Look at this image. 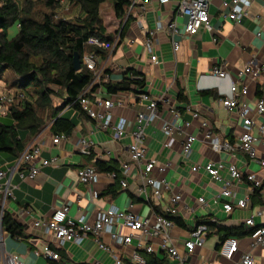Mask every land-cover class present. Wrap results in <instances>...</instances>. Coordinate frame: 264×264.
<instances>
[{
  "label": "crops",
  "instance_id": "obj_1",
  "mask_svg": "<svg viewBox=\"0 0 264 264\" xmlns=\"http://www.w3.org/2000/svg\"><path fill=\"white\" fill-rule=\"evenodd\" d=\"M208 1L211 30H201L183 40L175 54L166 33L158 32L155 47L157 64L151 63L149 54L144 50L143 41L157 20L166 24L174 16L176 0L163 6H159L156 0H140L131 12H127L131 13V17L122 39L119 37L120 31L116 33L120 45L112 52H107L104 57L99 56V70L103 71L104 76L101 77V82H96L99 84L95 93L106 100L121 99L122 105L113 110L114 121L123 118L130 124V129L136 114L145 111L146 103H140L133 91L107 94L104 84L121 82L123 73L130 69L144 77L143 92L157 102L158 117L146 128L142 145L146 149L147 160L169 165L164 168V172L152 173V177L156 179H165L169 189L162 192L157 200L152 197L149 201L144 200L137 192L139 178L135 169H131L126 178V188H120L118 180L112 174H100L98 183L90 187L80 184L77 181V170L92 165L97 160L115 162L120 177L121 164L129 160L127 148L131 139L126 135L116 140L111 130H101L97 122L67 107L59 114H64L75 125L67 140L59 144L52 143L50 122L44 123L34 134L25 131L20 133L24 150L41 145L40 159L50 161L57 158V164L40 167L34 179H13L12 183L17 188L13 191V198L5 202L4 210L21 226L22 236L11 237L2 230L0 223V264H4L8 254H18L25 264H50L37 253L45 245L52 244L51 236L35 228L33 223L48 218L54 210L62 206H68V218L83 216L88 224H92L98 214L110 206L145 219L155 214L154 207L160 211L170 207L173 195L181 197L177 217L185 224V228L175 225L172 230L173 244L178 254L185 258V264H234L240 254L245 252L252 253L254 264H264V248L251 250L249 237L237 239L239 252L232 262L219 256L218 246L220 247L221 242L212 232H208L202 247H195L192 253L187 254L184 247L189 231L204 218H209L221 226L242 227L245 230L244 221L250 217L253 218L255 226L264 225V192L252 193L245 182L235 186L233 203L248 198V206L246 209L234 207L230 213H225L222 201L217 199L221 185L213 181L203 169L191 171L194 166L202 167L207 163L221 162L224 169L220 174L223 177H227L225 167L230 163H234L243 173L264 176V171L240 151L213 152L204 138L202 128V124L207 123L208 129L221 142L231 146L239 143L241 121L234 113L224 109L218 99L229 96L231 84L240 88L242 81L238 74L245 67L260 70L258 77L248 79V105L253 108L256 100L264 99V11L260 9L262 0H254L248 14L239 23L229 21L225 17L227 10L221 8L222 2L230 0ZM141 5L145 8L144 11L140 10ZM127 18V15L123 18L121 26ZM138 20L140 26L137 24ZM115 21L118 27L119 20ZM184 23L183 18L177 20L179 28ZM104 26L107 34L115 35L114 25L107 27L104 22ZM9 31L10 29L6 31L7 38ZM217 66H223L226 77L217 78L211 75V70ZM180 93L185 98L184 102L178 101ZM175 114L178 116L180 129L167 138L161 131V126L163 122L171 121ZM5 115L0 114L2 117ZM254 119L256 122L263 120L257 116ZM188 135L195 136L196 140L192 144L189 159H183L181 148ZM253 136L257 139V149L261 151L262 141L256 129L253 130ZM80 139L92 142L89 154L78 152L76 144ZM15 159L10 154L0 152V169ZM112 187H118L117 194L114 197H102L103 192ZM94 194L97 195L95 199ZM199 198H204L206 203L200 204ZM113 230L119 234L129 233L120 224ZM100 242L112 247L125 264L129 263L130 254L136 251V239L128 246H121L113 243L107 234H103ZM58 250L67 257V264H115L110 253L101 251L92 237L85 238L79 245L65 243L62 247H56V252ZM141 251L137 250V253L143 259ZM157 255L162 256L160 253ZM163 256L167 264H179L177 260L165 254Z\"/></svg>",
  "mask_w": 264,
  "mask_h": 264
},
{
  "label": "built area",
  "instance_id": "obj_2",
  "mask_svg": "<svg viewBox=\"0 0 264 264\" xmlns=\"http://www.w3.org/2000/svg\"><path fill=\"white\" fill-rule=\"evenodd\" d=\"M156 1L159 6L168 5L171 2V0ZM61 2H67L68 4L69 0H61ZM139 2L140 0H131L129 12ZM252 2L254 0H230L229 2H222L221 8L227 10L225 17L229 21L239 23L248 14ZM208 9V0H176L174 16L166 24L161 20H157L153 29L149 30L144 38L143 47L145 52L149 54L151 63L157 64L155 47L157 45L156 35L158 32L166 33L171 43L172 52L175 54L180 49L183 40L196 35L201 30H211ZM260 9L264 11V0L260 4ZM140 10L144 11L145 8L141 5ZM181 18L185 19V23L182 28H179L177 20ZM137 24L140 26L139 20ZM118 41L119 37L117 36L112 44L96 37H91L88 39L87 45L112 52ZM130 43H133V41ZM99 62L100 57L94 53L84 54L80 62L88 71L92 72L95 82L104 76L103 71L99 70ZM211 75L217 78H224L227 73L223 66H217L211 70ZM238 75L240 81H242L240 88L236 84H231L229 96L219 98L218 102L228 112L234 113L241 121L242 133L239 136V143L236 146H231L226 142H221L208 129L207 123L202 124L204 138L208 141L213 152L232 153L240 151L264 171V99L256 100L253 108L246 101L249 96L248 79L251 77L250 79L253 80L258 77L260 70H253L252 67L248 66L240 71ZM129 80L140 82L144 81V77L141 75H130ZM86 91L81 94L80 103L87 117L97 122L101 130H111L116 140H120L126 135H129L131 139L127 148L129 160L126 163H122L120 167L123 177L119 182L120 187H127L126 178L130 175L131 169H135L138 171L139 178L138 194L146 201H149L151 197L156 200L159 199L162 192L169 189L168 183L165 179L152 177V173L154 171L164 172V168L169 165L157 164L154 160H147L145 157L146 149L142 145L146 128L158 117L157 102L151 100L145 92L139 91L136 93V99L140 103L145 102L146 105L145 111H140L136 114L133 127L130 129V124L125 119L118 118L114 121L113 110L122 105L121 99L106 100L96 93H93L91 97H85ZM5 92L0 93V114H5L6 106L14 99V94L9 91ZM256 116L263 118L262 122H256L254 119ZM179 129L180 125L176 114L171 121L163 122L161 126V131L167 138L171 137ZM254 129L257 130L260 135L259 139L262 141L261 151L256 147L255 142L257 139L253 136ZM67 139L68 137L64 134L53 136L52 143L59 144ZM195 140L196 137L192 135H188L185 138L181 148L183 159H189L192 153V144ZM92 145V142L80 139L76 144V148L80 154L87 155ZM41 151V145L31 146L21 152L12 163L0 169V218L4 212L5 202L13 198V191L17 188L12 183L15 177H18L20 181L31 180L38 175L40 167L57 164V158H52L50 161L41 160ZM37 162L38 164H36ZM199 169H203L213 181L221 185L217 199L222 201L225 213H230L234 207L246 209L248 206V198L240 199L233 203V189L235 186L245 182L249 185L248 188L252 193L264 192V176L260 177L254 173H243L234 163H230L225 167L227 177H223L220 174L224 169L221 162L207 163L202 167L194 166L191 171L196 172ZM76 175L77 181L88 187L98 183L100 178V174L93 167L79 168ZM96 197L97 195L94 194L93 198L95 199ZM180 200V195H173L170 199V207L162 212L171 216L177 215ZM198 202L202 205L206 203L204 198H199ZM67 213L68 206L65 205L54 210L48 218L33 223L35 228L51 236L52 244L45 245L42 251L37 253L48 262L59 259L56 247H62L69 242L79 245L85 238L92 237L101 251L110 253L115 264H125L112 247L105 246L100 242V237L103 234H107L113 243L121 246H128L136 239V251L130 254V264H144V260L139 256L137 250H142L147 254L163 253L177 260L179 264H185V258L178 254L173 244L172 230L175 228V223L165 218L163 214H153L151 218L140 219L137 215L120 210L115 206H110L101 211L92 224H88L83 216L68 218ZM119 224L123 230L129 231L127 235L114 232L113 229ZM244 227L247 230H252L249 235L251 250L264 248V225L255 226L253 218L250 217L244 221ZM208 232L209 230L205 225H199L190 230L184 243L186 253H192L195 247H202ZM238 252L239 248L235 238L226 239L220 244L218 251L219 256L229 262L234 260ZM4 264L25 263L18 254H8ZM234 264H254L252 253L245 252L240 254Z\"/></svg>",
  "mask_w": 264,
  "mask_h": 264
},
{
  "label": "trees",
  "instance_id": "obj_3",
  "mask_svg": "<svg viewBox=\"0 0 264 264\" xmlns=\"http://www.w3.org/2000/svg\"><path fill=\"white\" fill-rule=\"evenodd\" d=\"M104 1L69 0V6L79 7L80 15L78 14L73 22H66L54 20L53 10L61 7V0H0V76L5 70H11L19 78L17 92L13 93L14 99L6 106L5 111V117H9L12 123L0 122V152L10 154L15 159L24 151L25 146L20 133L25 131L34 134L47 123L46 117L37 115L38 111L49 113V132L52 136L64 134L69 137L74 130L75 125L71 119L64 117V114L59 115L65 108L71 107L87 117L80 103V96L87 90L85 97H91L99 83L94 81L92 72L82 63L79 71L73 70V56L77 54L80 62L82 56L87 53L104 57L108 51L87 45L88 39L96 37L112 44L119 31V37L122 39L128 19L131 17V13L127 14L131 0H109L113 16L119 20L120 25L115 30V35L107 34L100 14ZM39 2L43 4L44 9L50 11L40 10V14L44 13L40 19L35 17L37 12H34V6ZM126 15L128 18L121 26ZM15 24L18 25L17 34L14 38L8 39L6 31ZM119 45L120 40L115 49ZM130 75L139 74L131 69L126 70L121 82L104 84L105 92L107 94L143 92L144 81H130ZM101 80L102 78L99 81ZM27 93H30L31 101L26 99ZM53 97L60 100L59 105H54ZM178 101H185L181 93ZM84 167H93L98 174H112L118 180V184L123 178L121 174L119 177L118 165L113 161L97 160L94 164ZM117 190L118 187L109 188L103 192L102 197H114ZM153 209L155 214H163L176 226L185 228V224L177 215L165 214L156 207ZM0 223L2 230L11 237L22 236L21 226L5 210ZM199 225H205L209 232L219 237L221 243L228 238H246L252 233V230H245L242 227L229 228L218 225L209 218L199 220L196 227ZM57 253L59 259L48 263L67 264L65 254L61 250ZM140 254L143 256L144 264H167L162 253L161 257L143 251Z\"/></svg>",
  "mask_w": 264,
  "mask_h": 264
},
{
  "label": "rangeland",
  "instance_id": "obj_4",
  "mask_svg": "<svg viewBox=\"0 0 264 264\" xmlns=\"http://www.w3.org/2000/svg\"><path fill=\"white\" fill-rule=\"evenodd\" d=\"M35 11L37 12L35 13L38 19H40L42 17V14H40V10H42V12H50L48 9H44L43 4L41 2L36 3L34 6ZM55 17L54 20L58 21V20H64L66 22H73L78 14L80 15V9L77 6H69V4H67L66 2H64V4H61V7H59L57 10H53ZM100 14L101 17L103 19V21L105 22L106 26L111 27L114 25V31L117 28V22L115 21V18L113 16V11H112V4L109 0H105L104 3L101 5L100 8ZM8 29H10L9 31V38L8 39H12L15 37V35L17 34V26L16 25H12L10 26ZM19 81V78L11 71V70H5L2 75L0 76V93H4L5 91H9L12 94L17 92L18 86L17 83ZM55 90L57 88L53 87ZM6 93V92H5ZM31 93V92H30ZM30 93L26 94V99L27 100H32V98L29 96ZM53 103L54 105H59L60 104V100L56 99L55 97H53ZM38 116H44L46 117V122L49 123V113L48 112H43L42 111H38L37 112ZM0 122L5 123V124H11L12 120L9 117H0Z\"/></svg>",
  "mask_w": 264,
  "mask_h": 264
},
{
  "label": "water",
  "instance_id": "obj_5",
  "mask_svg": "<svg viewBox=\"0 0 264 264\" xmlns=\"http://www.w3.org/2000/svg\"><path fill=\"white\" fill-rule=\"evenodd\" d=\"M72 67L74 71H79L81 68L80 60L77 54H74L73 56Z\"/></svg>",
  "mask_w": 264,
  "mask_h": 264
}]
</instances>
